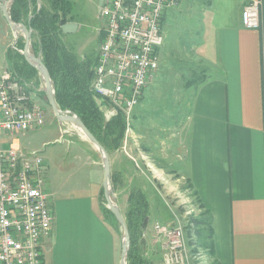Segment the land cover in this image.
I'll return each instance as SVG.
<instances>
[{
  "label": "crops",
  "instance_id": "crops-1",
  "mask_svg": "<svg viewBox=\"0 0 264 264\" xmlns=\"http://www.w3.org/2000/svg\"><path fill=\"white\" fill-rule=\"evenodd\" d=\"M6 1L0 0V77L4 71L13 72L7 52L13 47L14 33L1 11ZM249 1L178 0L171 8H190L196 19L192 51L200 75L185 82L183 88L190 96L181 101L184 119L175 133H165L161 146L151 150L142 133L130 129L119 151L130 160L134 154L131 161L139 159L145 168L159 170L160 175L155 171L154 175L170 195L178 191L167 179L178 174L168 163L174 154L183 155L185 163L176 180L188 185L200 213L207 212L210 218L214 242L210 261L214 264H264V0H258L260 27L255 30L241 23ZM167 13L162 19L163 44L158 55L164 50ZM156 71L143 90L137 114L145 110L144 93L157 78ZM31 98L41 96L33 91ZM177 137L176 145H165ZM47 169L44 163V173ZM44 182L53 222L42 241V264H119L121 240L101 213L100 188L94 191L95 205L75 200L74 207L61 209L58 202L64 196L57 197L59 189L54 191L45 178ZM154 226L148 229L146 221L141 239L149 261L153 249L162 257L163 238L156 235ZM150 232L159 239L153 244Z\"/></svg>",
  "mask_w": 264,
  "mask_h": 264
},
{
  "label": "built area",
  "instance_id": "built-area-1",
  "mask_svg": "<svg viewBox=\"0 0 264 264\" xmlns=\"http://www.w3.org/2000/svg\"><path fill=\"white\" fill-rule=\"evenodd\" d=\"M178 0H103L98 17L103 21L97 47L92 90L106 102V119L118 111L129 121L144 88L157 70L163 44L162 19ZM260 3L250 0L241 13L245 29L260 27ZM16 74L0 77V132L13 137L45 124V110ZM105 105V104H104ZM44 162L39 151H21L0 145V263L42 264V241L51 231L53 216L44 192ZM163 238V264H189L196 256L186 243L179 220L154 226ZM199 258V257H198Z\"/></svg>",
  "mask_w": 264,
  "mask_h": 264
},
{
  "label": "rangeland",
  "instance_id": "rangeland-1",
  "mask_svg": "<svg viewBox=\"0 0 264 264\" xmlns=\"http://www.w3.org/2000/svg\"><path fill=\"white\" fill-rule=\"evenodd\" d=\"M70 1L73 6L74 20L79 27L76 32L62 33V41L77 56L95 58L101 40V36L99 38L97 35V29L103 27L102 19L98 18L99 0ZM178 8L180 9L166 11L169 14L167 13L163 25L164 50L161 52L159 50L160 61L155 74L157 78L148 84L144 93L145 110L137 114L139 106L135 107L129 121L130 129H136L139 135L142 133L143 140L151 146V150L161 146L160 141L164 139L165 133L176 132L177 127L184 119L182 114L184 108L180 106L181 101L187 100L190 96V93L183 88L185 82L188 80L190 82L200 75L195 67L192 51L196 42V19L190 8L187 9L182 5ZM19 38L24 42L21 35ZM14 41L15 38L13 45ZM34 81L33 83L24 82L31 85L32 93L36 91L41 96V99L34 101L42 105L45 110V124L27 132L24 136L16 135L10 139L0 132V144H5L4 147L11 144L21 151L40 152L43 162L48 167L43 174L44 178L48 183H52L54 191L59 189L61 194H56L57 197L64 196V200L61 199L62 201L58 202L61 209L74 207L77 204L75 200H78L79 204L91 202L95 205V188L96 186L98 189L101 188L103 182L101 157L85 137L78 132L75 125L60 123L54 117L47 104L43 90L44 85L39 74L38 80L35 81L37 84ZM171 139L172 141H165V145L169 143L176 145L179 137ZM156 154H153L152 157L155 158ZM173 156L175 159H171L168 165L173 166L172 170H175L178 176L170 177L171 179L167 180L173 181V186L177 187V195H170L164 191L165 186L161 185V179L154 175V171L160 175L159 170H154L153 167L152 169L143 167L139 159L131 161L135 157L134 154L131 160L123 152L119 154L118 151L109 157L111 171L119 170L123 175V187L115 191L112 189L113 202L118 206L122 216L126 211L127 191L133 187L140 189L149 201L148 229L156 224L165 227L176 220L186 226L190 216L196 218L202 216L188 185L184 182L181 184L182 181L176 180V177H181V166L185 163L183 155L174 154ZM149 160L151 159L149 158ZM158 165L156 164V166ZM53 200L56 201L55 198ZM120 229L116 231L121 240ZM185 239L189 246L190 241L186 232ZM153 240L159 239L150 232V244L154 243ZM190 253L196 256L191 264H214L210 261V254L204 249L196 248V252L190 251ZM161 258L156 249L150 252L151 264H163Z\"/></svg>",
  "mask_w": 264,
  "mask_h": 264
},
{
  "label": "trees",
  "instance_id": "trees-1",
  "mask_svg": "<svg viewBox=\"0 0 264 264\" xmlns=\"http://www.w3.org/2000/svg\"><path fill=\"white\" fill-rule=\"evenodd\" d=\"M72 9L70 0H41L40 8L37 6V0H14L9 7V14L12 22L22 23L32 30L31 53L40 56L49 72L58 108L75 114L105 149L108 157H111L113 153L119 152L123 145L125 117L121 111H118L110 119L105 118V106L109 105L100 102L99 97L92 90L97 58L79 57L62 41L60 26L67 22H76ZM23 46L24 42L19 38L8 50L7 58L14 74L25 82L33 83L34 80H38V73L20 54L19 51ZM122 176L119 170L111 171L113 191L123 187ZM102 197V188H100L101 213L104 220L118 231L120 226L106 208ZM149 210V201L140 189L133 187L127 191L126 211L123 215L130 240L127 264H151L144 255L141 244ZM207 215V212H202L201 217L190 216L184 230L190 241L189 248L192 253L196 252V248H201L213 256L211 221Z\"/></svg>",
  "mask_w": 264,
  "mask_h": 264
},
{
  "label": "water",
  "instance_id": "water-1",
  "mask_svg": "<svg viewBox=\"0 0 264 264\" xmlns=\"http://www.w3.org/2000/svg\"><path fill=\"white\" fill-rule=\"evenodd\" d=\"M14 2V0H8L5 2V4L1 5V11L2 14L6 20V22L9 25V28L14 33V44L20 37V35L24 39V46L23 49L20 50V54L23 56L25 62L32 67L39 76L42 79L43 85H44V93L46 96V101L49 107L52 110V113L54 117L60 122V123H71L75 125L83 134L85 139L95 148V150L99 153L101 157V166L103 170V182H102V195L106 204V208L110 210V212L115 217L116 221L118 222L120 226V230L122 232V239H121V251H120V261L119 264H127L126 263V257L127 252L129 249V233L127 230V226L124 220V217L121 215L118 206L113 202V196L112 193V184H111V165L109 161V157L105 149L98 143L96 138L88 131V129L85 127L83 122L75 115L72 114L69 111H61L54 98V89L52 80L50 78L48 70L45 68V66L42 63V60L39 55H34L31 53V46H32V39L31 34L32 30L30 28H27L22 23H14L11 21L10 14H9V7ZM103 0H99V9L102 5ZM37 6L40 8V0H37ZM78 23L76 22H67L65 24H62L60 26L61 32L63 34L66 33H73L76 32L78 29Z\"/></svg>",
  "mask_w": 264,
  "mask_h": 264
},
{
  "label": "flooded vegetation",
  "instance_id": "flooded-vegetation-1",
  "mask_svg": "<svg viewBox=\"0 0 264 264\" xmlns=\"http://www.w3.org/2000/svg\"><path fill=\"white\" fill-rule=\"evenodd\" d=\"M99 9V6H98ZM98 11V10H97ZM99 18V17H98ZM97 35L100 38V36L102 35V28L101 29H97Z\"/></svg>",
  "mask_w": 264,
  "mask_h": 264
},
{
  "label": "bare ground",
  "instance_id": "bare-ground-1",
  "mask_svg": "<svg viewBox=\"0 0 264 264\" xmlns=\"http://www.w3.org/2000/svg\"><path fill=\"white\" fill-rule=\"evenodd\" d=\"M77 128V127H76ZM77 130H78V132L81 134V135H83L82 133H81V131L77 128ZM84 137V136H83Z\"/></svg>",
  "mask_w": 264,
  "mask_h": 264
}]
</instances>
